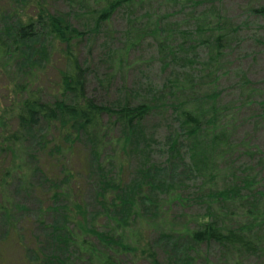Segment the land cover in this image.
Returning a JSON list of instances; mask_svg holds the SVG:
<instances>
[{
	"label": "rangeland",
	"instance_id": "374dc122",
	"mask_svg": "<svg viewBox=\"0 0 264 264\" xmlns=\"http://www.w3.org/2000/svg\"><path fill=\"white\" fill-rule=\"evenodd\" d=\"M37 2L85 32L76 54L86 68L89 97L105 104L124 99L132 105L145 102L151 111L137 126L140 134L134 143H126L118 128L102 129L93 135L100 146L98 159L92 160L84 148L89 141L82 142L65 161L70 175L66 181L60 169L53 174L60 182L37 172L29 175L34 160L60 167L39 147L49 140L60 142L44 135V124L33 133L34 139L23 141L18 154L24 157L20 165L28 176L12 183L7 195L10 213H0V264H101L108 257L115 264H153L152 257L158 264H177V251L173 253V245L167 243L169 234L179 240L193 230L212 208L211 201L217 202L218 208L210 210L216 216L240 212L235 203L211 198L232 187V180L227 182L231 173L244 178L250 176L244 169H252L257 182L252 191L264 194V115L259 106L264 101V14L253 13L264 7V0H126L98 29L95 19L108 0ZM214 31L225 32V40L222 56L212 62ZM43 47L30 59L34 66L28 80L48 98L58 83L61 56L58 42L46 39ZM203 64L218 76L208 88L218 93L213 104L219 118L211 135L220 141L212 145L210 130L204 129L195 142L180 130L183 110L199 114L211 104L203 97L210 93L204 90L208 79L193 82ZM27 65L23 70L32 67ZM17 69L0 58V115L10 101L8 110L13 112L17 96L12 90L25 83ZM172 140L179 141V154H170ZM192 144L198 149L194 159ZM192 165L198 166L197 172L188 170ZM145 169L167 181L166 188L158 189L163 198L143 203L127 220L115 217L112 193L119 185L139 181ZM210 176L211 186L206 181ZM56 193L58 197L52 196ZM255 206V212L263 214L253 223L261 250L243 257L241 264H264V207ZM229 221L228 227L234 229L242 223ZM97 234L107 235L108 244ZM191 248L193 264H232L231 254L215 244Z\"/></svg>",
	"mask_w": 264,
	"mask_h": 264
},
{
	"label": "trees",
	"instance_id": "16d2710c",
	"mask_svg": "<svg viewBox=\"0 0 264 264\" xmlns=\"http://www.w3.org/2000/svg\"><path fill=\"white\" fill-rule=\"evenodd\" d=\"M37 1L18 0L14 4V0H0V58L7 63L13 62L18 68L19 75L25 77V83L15 85L16 90H12V93L14 92L17 96L13 112L8 110L13 104L10 101L7 107L2 109L1 112L3 113L0 115V213L3 214L10 213L8 211L10 202L7 195L12 183L28 176L26 171L23 172L24 165H20L21 160L24 159L22 154H18L20 146L23 141L34 139L33 133L41 123L45 126L44 135H51L59 139L60 142L58 144L54 142L55 139L49 140L39 147L42 151L48 152L51 161L58 162L60 167L53 168L52 162L44 164L34 160L35 163L29 175L37 172L44 179L60 182L53 174H56L55 171L60 169V172L61 170L64 171L63 175L60 176L65 181L68 180L70 175L66 174L65 161L78 146L84 144L82 142L89 141L88 144H84V148L89 150L92 160L98 159L100 146L95 142L98 137L93 135L98 134L102 129L118 128L124 133L123 137L128 141L126 143H130V140L131 143H134L140 134L137 126L151 111L145 102L132 105L128 99H124L113 104H105L89 97L86 92V68L79 64L76 54L78 47L76 44H81L85 32H78L69 23L68 17L50 13L46 5L39 4ZM108 1L106 3L107 8H103V12L95 19L94 28L96 29L108 19L113 10L120 8L126 2V0ZM253 13L264 14V7L254 10ZM91 18L92 16L89 17V19ZM85 26L88 27L87 24ZM154 31L157 35L158 31L155 29ZM223 33L225 32L214 33L212 62L222 56L220 47L221 42L225 40ZM46 39L58 42L61 56V65L57 72L58 83L48 98L43 97L44 95L40 93L37 84L31 85L29 82L32 76L30 70L34 66L30 59H33L36 53L41 52ZM159 48L162 51L164 47L159 46ZM26 63L27 66H32L29 67V70H23ZM207 64L201 65L200 70H197L198 76L196 72V78L193 79V82H196L194 80L203 82L208 79L205 81L207 85L205 84L204 90H208L207 93H210L203 97L204 101L211 102L210 106L206 110H200L199 114L185 110L180 113L182 120L180 121V130H182L185 138L191 142L198 140L199 137L196 138V136L200 135L204 129L210 130L207 131L210 132L207 136L214 134L212 133V129L215 131L213 124L217 123L219 118V111L213 104L218 98V93L214 91V88L208 89L216 84L218 80L217 71L207 72L205 68L210 67ZM33 77L35 78V75ZM259 106L264 115V101L259 103ZM105 120L106 123H104ZM192 137H194L193 140H191ZM45 138L46 136L43 137V141ZM209 138L211 139L210 145L220 141L216 135H211ZM179 145L178 140H172L168 148L171 155L179 154ZM196 147L197 145L192 144L189 148L192 159L195 158L198 151ZM28 159L30 158L28 157ZM172 161L170 159L168 162L171 166L173 165ZM197 167L192 165V168L188 170L197 172ZM48 171L51 172L49 176ZM144 171L138 175L139 181L136 179L126 186L119 185L112 193L114 198L110 208L114 207L112 212L115 217L127 220L134 211L137 212V208L143 203H154V200L163 198L158 193V189L166 188L167 181L158 180V177L151 175L148 170L145 169ZM245 173L250 176L239 178L236 173H231L227 177V182L231 179L232 187L226 191L212 193L215 195L211 194V198L213 196L219 197L222 204L235 203V209H239V213L234 211L220 217L216 216L210 210L212 208L217 209L218 205L217 202L211 201L212 208L207 210L204 219L193 230L184 232V237H179V240L171 237V234L166 238L167 243L173 245L172 252L177 251V264H193L194 260L191 257L194 253L191 247L197 248L201 244H215L223 252L231 254L232 264H241L243 257L255 255L261 250L259 245L262 244L257 238L258 234L253 223L256 225L261 220L259 217L263 215H259L254 209L256 203L262 204L264 207V194L252 191L257 184L253 170L244 169V175ZM212 178L213 176H210L206 180L207 182L211 181L210 186L213 185ZM105 182L106 179H102L100 183L104 185ZM155 188L157 189L155 190ZM57 193L52 196L58 197ZM234 213H237L239 217L234 216ZM232 218L242 222L237 229L227 225L230 222L229 219ZM244 221H247V225ZM182 231L179 235L183 234ZM119 235L124 242V237L122 238L120 233ZM96 236L101 243L108 244L107 235L97 234ZM175 242H180L181 246H176ZM109 259L110 257L101 264H115ZM151 262L158 264L153 257Z\"/></svg>",
	"mask_w": 264,
	"mask_h": 264
}]
</instances>
